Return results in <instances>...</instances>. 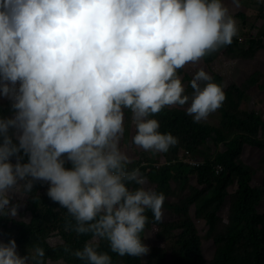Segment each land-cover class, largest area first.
Listing matches in <instances>:
<instances>
[{
  "label": "clouds",
  "instance_id": "obj_1",
  "mask_svg": "<svg viewBox=\"0 0 264 264\" xmlns=\"http://www.w3.org/2000/svg\"><path fill=\"white\" fill-rule=\"evenodd\" d=\"M238 31L222 0H0V96L14 112L0 118V216L16 218L21 204L12 200L43 182L72 218L65 231L91 235L65 252L83 264H113L95 243L107 241L121 257L147 255L145 213L161 220L165 195L129 168L125 110L135 146L168 152L179 138L150 117L189 100L194 122L216 112L222 87L199 70L189 97L177 73ZM45 257L40 246L21 256L15 239L0 242V264H53Z\"/></svg>",
  "mask_w": 264,
  "mask_h": 264
},
{
  "label": "trees",
  "instance_id": "obj_2",
  "mask_svg": "<svg viewBox=\"0 0 264 264\" xmlns=\"http://www.w3.org/2000/svg\"><path fill=\"white\" fill-rule=\"evenodd\" d=\"M263 15L261 20L264 22ZM238 18L244 19V16ZM261 38H264V32ZM245 39L247 40L242 45L238 40L233 39L230 45L218 51L223 56L229 49L235 51L237 48L240 50L238 53L241 57L254 58L257 48H264V40H258L254 36L248 38L245 36ZM209 56L213 61L215 60L214 53H212L213 57ZM192 79L191 71L184 70L181 81L183 85L187 83L185 92L189 96L193 93L190 86ZM212 80L221 86L219 82L222 81V77L218 76ZM262 88L264 89V86ZM224 93L226 99L221 106V111L224 117L233 123V129L227 135L223 130L210 124L194 122L190 115L179 108L166 107L159 114L150 117L159 121L161 133H171L179 138L176 146L163 153L164 157L168 158V164L158 169L148 168V183L153 185L154 191L165 195L163 207L179 215L181 220L167 221L161 218L157 221L151 210H148L145 213L148 222L144 232L141 233V239L143 240L145 231L153 225L157 226L161 236H171L175 231L178 233L172 235L170 239L172 242H170L169 254L163 248L149 247V253L142 258L127 255L121 257L111 252L107 241H96L95 243L99 244L98 250L107 252L112 257L113 264H205L198 230L187 216H190L192 210L194 216L203 220L215 233L221 221L218 213L227 203L225 200L230 195L227 187L234 182L233 177L237 178L238 186L230 195L227 224L213 237L216 258L211 264H264V186H255L249 170L244 168L243 163L237 162L245 145L264 149V141L247 134L252 126L264 129V122L254 113H233L231 109L236 111L238 108V104L233 101V91L225 90ZM3 110L5 114L14 113L10 109ZM128 115L130 116L131 113L129 112ZM211 141L224 144V151L220 152L213 162L208 154L204 158V163L198 167L173 162L178 161L181 151L189 150L193 153L205 154L198 150V144L208 145ZM226 149L230 153L223 157ZM148 154L150 156H147ZM148 154H142L138 160L132 161L129 168H134L141 160L158 163L155 159L157 153L148 152ZM22 162H27L26 156ZM217 166L223 168L219 174H216ZM194 175L203 189L170 204L169 202H173L171 200L173 198L172 183H185L190 176ZM129 187L137 186L130 184ZM38 190V185L34 184L33 192L26 195L29 199L26 211L27 214L30 212V217L27 216L21 221L11 220V228L6 230V235L15 239L21 256L27 255L28 247H41L45 243L48 244V247L44 249L45 259L51 258L53 264L73 263L76 258L70 252H65V247L72 251L82 249L85 243L91 240V235L78 236L73 231H65V225L72 220L67 210L60 208L57 203L50 200L47 194H39Z\"/></svg>",
  "mask_w": 264,
  "mask_h": 264
},
{
  "label": "rangeland",
  "instance_id": "obj_3",
  "mask_svg": "<svg viewBox=\"0 0 264 264\" xmlns=\"http://www.w3.org/2000/svg\"><path fill=\"white\" fill-rule=\"evenodd\" d=\"M222 2L228 8L229 14L236 19L237 25H240V27L243 26L245 29H250L253 33L257 25L261 24L260 32L256 34L255 37L258 40L263 41V38L261 37L264 32V22L261 21V16L264 12V0H237L239 4L238 7L236 6V3H234V0H222ZM240 16H244V19L238 18ZM245 36L247 35L243 33L242 35H237L233 39L245 40ZM239 51L240 50L237 48L235 51H230L229 49L224 53L223 56L219 51L213 52L215 55L214 59L218 57L216 60L213 61L209 55H206L198 63H189L185 65L183 69L178 70L177 74L181 79L184 70H190L191 76L193 78L199 70H203L214 79L218 76L222 77V81L219 82V84H221L223 91L231 89L233 91V101L238 104L237 110L234 111L231 109V111L238 114L244 112L254 113L256 116L261 118L262 122H264V89L262 88L264 86V48H257L254 58L241 57L238 53ZM210 55L212 56V53ZM208 58H211V60L208 61ZM183 86L185 88L187 83L185 82ZM201 87H203V83L201 84ZM185 94L189 96L188 93L185 92ZM190 103L191 100H189V104L184 106H171V108H179L187 114V108L189 107ZM3 109L12 110L10 101L0 96V118H11L14 115V113L5 114ZM128 113L129 112L125 110V132L121 139V150L126 152L130 159L134 161L138 160L142 154H148V152L143 151L132 143V136L135 131V127L131 123V115L129 116ZM200 122L219 128L223 130L226 135L233 129V123L228 118L224 117L221 107L216 112L212 113L206 121ZM247 134L251 137H256L257 139L264 141V129L261 127L256 128L252 126L251 131H249ZM198 150L205 152V154L194 153V157L196 158L194 160L196 163H204V158L207 154L211 156V161L213 162L217 155L224 151V144L211 141L208 145L200 146L198 144ZM182 152L183 151H181L180 154ZM229 153L230 151H227L226 149L223 157L228 156ZM147 156L150 155L148 154ZM156 156L157 157L155 159L158 160L156 165L159 167H161L163 164L165 165L166 163H169L168 158L164 157L163 153H157ZM174 161L179 162L180 157H178V161ZM12 162L15 163V159H13ZM237 162L243 163L244 168L249 170L252 183L255 186H264V149H258L249 145H245L240 156V160ZM233 178L234 182L227 187V191L230 195L235 192L238 186L237 178ZM145 187L153 190V185H151V183H147ZM202 189L203 187L198 184L197 177L195 175L190 176L185 183H172L173 198L171 200L173 202L169 203L171 204L179 201L186 195L196 193L197 190L200 191ZM230 195L225 200L228 204L226 203L218 213L221 221L219 222L217 231L215 233L211 231L210 228H208L203 220L196 218L192 210L190 211V216H187L198 230L199 238L202 244L201 248L205 258V264H211V262L216 258V248L213 242V237L218 231L223 230L224 226L227 224L230 207ZM28 201L29 199L26 195L22 196L21 198L16 196L12 200V203L21 204V207L18 209V216L16 218L0 216V242L7 243L10 239H12V237L10 238L6 235V230L11 228V220L21 221L27 216L28 218L30 217V212L27 214L28 212L26 211V205ZM162 211V218L166 219L167 221L181 220L179 215L172 213L166 207H163ZM177 233L178 231H175L172 235H176ZM161 235V232L159 235V229L157 226L153 225L152 228L145 231V236L143 237L142 242L152 249L163 248L169 254L170 242H172L170 239L173 236ZM41 247L45 249L48 247V244L44 243ZM70 264H83V262L76 259Z\"/></svg>",
  "mask_w": 264,
  "mask_h": 264
},
{
  "label": "built area",
  "instance_id": "obj_4",
  "mask_svg": "<svg viewBox=\"0 0 264 264\" xmlns=\"http://www.w3.org/2000/svg\"><path fill=\"white\" fill-rule=\"evenodd\" d=\"M245 40H247V39H245ZM245 40L239 39L238 41H239L240 45H242V44H244ZM263 40H264V38H263ZM179 157H180V161L179 162L185 163V164L190 165L192 167H198L199 165H201L199 163H196V161L194 160L196 158L194 157V153L192 151H189V150L183 151L179 155ZM156 164L157 163H152V162H150L148 160H141V161H139L136 164V166L134 168H139L140 169L141 173L146 177L147 183H148V168L149 167H155L156 169L160 168ZM215 170H216V174H219L223 170V168L221 166H217L215 168ZM35 184L38 185V187H39L38 193L41 194V195H46L47 190H48V184L43 183V182H36Z\"/></svg>",
  "mask_w": 264,
  "mask_h": 264
},
{
  "label": "crops",
  "instance_id": "obj_5",
  "mask_svg": "<svg viewBox=\"0 0 264 264\" xmlns=\"http://www.w3.org/2000/svg\"><path fill=\"white\" fill-rule=\"evenodd\" d=\"M262 21V20H261ZM263 22V21H262ZM244 24V23H243ZM247 24V23H246ZM260 29H261V24H258L257 25V27L255 28V30H254V32L252 33L251 31L252 30H250V29H245V27H240V25H238V35H242L243 33L245 34V35H247L246 36V38H248V37H255V35L256 34H258L259 32H260ZM247 30H250V31H247ZM252 33V34H251ZM216 60V59H215Z\"/></svg>",
  "mask_w": 264,
  "mask_h": 264
}]
</instances>
